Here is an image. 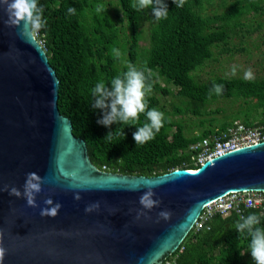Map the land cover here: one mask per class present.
Segmentation results:
<instances>
[{
  "label": "trees",
  "instance_id": "16d2710c",
  "mask_svg": "<svg viewBox=\"0 0 264 264\" xmlns=\"http://www.w3.org/2000/svg\"><path fill=\"white\" fill-rule=\"evenodd\" d=\"M131 4L139 0H36L43 27L33 32L59 79V111L71 120L74 135L85 140L93 165L147 176L196 169L201 149L191 145L203 138L213 143V137L235 121L257 127L264 136V75L212 74L202 79L198 72L216 52L235 50L234 35L242 39L262 26L243 18L250 12L262 14L264 0H218L211 12L206 9L213 0H185L183 7L173 0H153L143 9ZM165 6L167 18L157 19L153 9ZM143 33L146 46L141 45ZM130 68L145 75V111L127 123L119 118L109 125L98 123L110 109L95 106L99 96L93 89L102 81L111 91L113 78L123 79ZM171 94L167 107L163 98ZM219 101L228 102L231 112L210 107ZM153 108L164 113V126L151 141L136 144L133 134L150 124L147 112ZM187 112L193 116L189 123L183 116ZM252 214L259 217L253 228L264 229V204L245 208L242 216L216 213L198 230L193 227L159 264H255L248 230L237 229Z\"/></svg>",
  "mask_w": 264,
  "mask_h": 264
},
{
  "label": "water",
  "instance_id": "95a60500",
  "mask_svg": "<svg viewBox=\"0 0 264 264\" xmlns=\"http://www.w3.org/2000/svg\"><path fill=\"white\" fill-rule=\"evenodd\" d=\"M6 9L0 0L2 264H159L207 203L264 192V140L196 169L151 176L98 169L59 111V79L41 42ZM28 180L39 190L27 189Z\"/></svg>",
  "mask_w": 264,
  "mask_h": 264
},
{
  "label": "clouds",
  "instance_id": "9594fccd",
  "mask_svg": "<svg viewBox=\"0 0 264 264\" xmlns=\"http://www.w3.org/2000/svg\"><path fill=\"white\" fill-rule=\"evenodd\" d=\"M153 0H139V4H131L132 8H146L152 4ZM159 3V0H157ZM173 3L177 4V7H183L185 0H173ZM3 4L7 5V11L9 12L12 23L22 22L21 27L30 36L32 30H39L43 27L41 17L38 14L41 10L36 7V0H3ZM100 10H105L103 5L100 6ZM69 12L75 14V9L70 8ZM153 14L157 19L167 18V9L165 7L153 9ZM247 77H251V72L246 73ZM112 90L109 91L105 84L101 81L98 82L93 89L94 94H97L99 98L96 100V107H108L110 111L105 115L102 121L104 125H109L114 119L119 118L122 122L127 123L129 120H138L139 114L145 111V75L142 71L136 68H130L124 73V78L116 76L111 81ZM151 87H149V91ZM217 93L220 92V88L217 87ZM106 99H109V103H105ZM150 124H145L133 134V139L136 144H145L155 138L156 133L164 126V113L156 108L147 112ZM118 135H122V132H118ZM109 134L108 139H111ZM26 188L38 191V185L32 183L30 180L26 182ZM15 192V189H13ZM147 205H151L152 201L148 200L147 196L143 198V201ZM31 203V200H29ZM59 205H57V208ZM56 209H51V213L55 214ZM167 215V214H164ZM259 223V217L255 214L249 215L242 224L237 225V229L243 232L248 230L251 237L249 243V249L252 260L255 264H264V229L253 228L254 225ZM6 255V249L0 246V264Z\"/></svg>",
  "mask_w": 264,
  "mask_h": 264
},
{
  "label": "rangeland",
  "instance_id": "374dc122",
  "mask_svg": "<svg viewBox=\"0 0 264 264\" xmlns=\"http://www.w3.org/2000/svg\"><path fill=\"white\" fill-rule=\"evenodd\" d=\"M218 0H213L212 5H208L206 11L211 12L212 8H215L216 2ZM218 11H221V7H217ZM246 22H252L256 26L261 22L262 26L258 29L253 30V32L248 33L245 37L241 34L234 35L232 43L235 44V50L232 52H221L215 53V57L209 59L206 64L198 70L199 77L206 79L212 74H221V75H234V76H243L247 77L246 73L251 72V77H261L264 75V12L262 14H253L250 12L244 18ZM143 32L147 29V22L145 21L142 25ZM244 37V38H243ZM242 40V41H240ZM148 44V39L146 34L143 33V38L141 40V45L146 46ZM239 47H244L245 49L240 50ZM163 83V82H162ZM164 84V83H163ZM175 89L172 88L174 94ZM173 94L163 98V101L166 102V106L170 107V102ZM228 102L219 101L212 105L211 108L223 107L226 109V112H229L231 106ZM236 106V103L233 105V108ZM231 112V110H230ZM229 112V113H230ZM221 112L215 114L216 117H221ZM184 119L189 123L193 120V116L187 112L184 115Z\"/></svg>",
  "mask_w": 264,
  "mask_h": 264
},
{
  "label": "built area",
  "instance_id": "2783aa9c",
  "mask_svg": "<svg viewBox=\"0 0 264 264\" xmlns=\"http://www.w3.org/2000/svg\"><path fill=\"white\" fill-rule=\"evenodd\" d=\"M260 140H264V136L257 127L247 126L241 122L235 121L219 135L214 136L213 143L210 139L203 138L201 141L191 145V148L201 149L196 158L197 162L201 164L206 159H210L227 151L239 148L243 145H249ZM263 204L264 192H229L207 203L202 208V211L200 212L193 227L198 230L203 226V223L206 220L210 219L216 213L226 215L231 211H235L242 216L245 208L252 206L262 207Z\"/></svg>",
  "mask_w": 264,
  "mask_h": 264
}]
</instances>
